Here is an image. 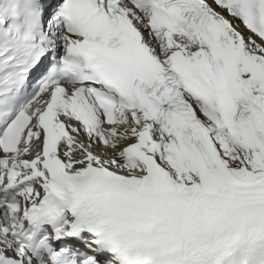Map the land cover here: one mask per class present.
Listing matches in <instances>:
<instances>
[{
    "label": "snow or ice",
    "instance_id": "6c2138e0",
    "mask_svg": "<svg viewBox=\"0 0 264 264\" xmlns=\"http://www.w3.org/2000/svg\"><path fill=\"white\" fill-rule=\"evenodd\" d=\"M0 264H264V0H0Z\"/></svg>",
    "mask_w": 264,
    "mask_h": 264
}]
</instances>
